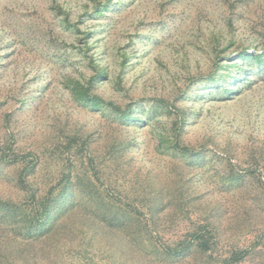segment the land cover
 I'll return each instance as SVG.
<instances>
[{
	"label": "rangeland",
	"instance_id": "rangeland-1",
	"mask_svg": "<svg viewBox=\"0 0 264 264\" xmlns=\"http://www.w3.org/2000/svg\"><path fill=\"white\" fill-rule=\"evenodd\" d=\"M245 49L264 50V0H0V264H264V62ZM95 68L120 111L73 94ZM181 118L194 156L172 149ZM195 233L213 250L168 257Z\"/></svg>",
	"mask_w": 264,
	"mask_h": 264
},
{
	"label": "trees",
	"instance_id": "trees-1",
	"mask_svg": "<svg viewBox=\"0 0 264 264\" xmlns=\"http://www.w3.org/2000/svg\"><path fill=\"white\" fill-rule=\"evenodd\" d=\"M230 59V58H228ZM237 59H244V60H255L259 62H264V50H262L261 53H258L257 51H252L245 49L242 52H240L237 55ZM229 62L230 60H226ZM98 73L97 76H93L89 79L88 84L84 85L80 82H75L72 86L73 94L78 97L80 100L85 102V104L93 106L94 108L99 107L101 104H107V106L112 107L116 111H120L118 106H116L112 102H107L104 98L97 94H93L92 88L96 83V80L98 77L103 73V70H98L95 68ZM216 71L214 74L215 75ZM223 77V75H221ZM232 92L231 90H227V93ZM177 112L180 113V110L178 108H175ZM125 118H132L131 112H127L124 114ZM184 119L181 118V124L178 127L177 135L175 137V142L172 144V149L176 151L177 153L183 154V155H191L194 156L197 154L193 149L189 147L182 146L179 141V136L181 134V131L183 129ZM21 186L24 189H28L29 191L31 188L28 187L26 184L25 179L21 176L20 179ZM33 197L35 195L32 193ZM52 200L50 196L46 195L44 197L40 198V204L38 207L39 217H38V223L40 226H42L44 223L46 224L47 221L50 219L52 214ZM215 236L211 235L210 233L205 234H198L195 233L191 236L189 239H185L182 242H179L175 247H169L168 257L170 258H183L185 256H188L193 249L200 250L201 253H206L210 250H213L215 242H214ZM248 250H241V251H235L232 253L231 257L227 260H224L223 264H237L246 259L249 255Z\"/></svg>",
	"mask_w": 264,
	"mask_h": 264
}]
</instances>
